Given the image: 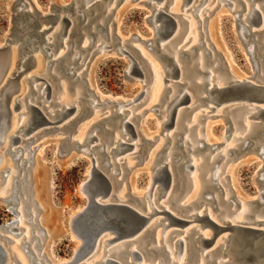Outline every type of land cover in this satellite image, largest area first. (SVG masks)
<instances>
[{"label": "rangeland", "instance_id": "1", "mask_svg": "<svg viewBox=\"0 0 264 264\" xmlns=\"http://www.w3.org/2000/svg\"><path fill=\"white\" fill-rule=\"evenodd\" d=\"M71 1L72 0H0V45L2 44L3 49H7L5 47L8 46L10 50L8 58L6 59L8 62L7 64L11 63L10 67L8 65L9 68H11V66L12 68L15 66L17 63V58L19 62L23 60V57L17 56L18 46L21 39L16 41L13 39L15 11H27V9H29L31 17H36L35 15L37 11L40 13L49 11V16L52 19L59 15L60 17H67V15L69 16L67 13L66 16H64V13L55 14V8L66 5ZM144 1L149 0H117V2H115L112 6V9L108 12L106 9L109 3H112L113 0H101L102 5H96L93 14L95 15L99 13V15L93 18V15L91 16L90 14H87V19L92 17L88 26L82 28L83 24H77L78 21H76L73 27V32H71V35L69 36L68 45L71 47L67 54L65 52L68 51V46L65 48L62 45H59L53 52V55L48 57L46 56V53L41 50L42 43L36 42L30 45L33 46L34 49L24 56L26 57L27 55H31L33 57L32 62L29 61V64H27L28 67L24 69V64H22V66H17L16 64L15 66V68L17 67L15 74L16 72L20 71V74L17 76L15 81L18 83L21 82L19 90L21 97L27 92L26 84L30 89L32 85L25 81L26 76H29L30 74H33L37 77L46 76L48 77L49 81H52L53 88L52 95L50 97L52 103L50 105H48L49 101L41 103L43 97H38V93L36 92H31L28 95L32 102H36L39 107L48 106L43 108L45 113L51 109H59L60 107V104H57V102L60 101L63 93L60 90L59 82H65V85L67 86V96L71 99L76 97V89L81 92V101L79 103L81 111H79V115H83L73 124L72 127L69 128V133L71 134V138H79L78 136L80 134L86 137L88 129L91 130L92 133V131H96V128L100 127L98 136L102 139L97 142V146L93 147L92 152L95 154V156L99 154V156L105 162H108L109 160L110 162H113L115 159L110 155L108 160V156H106L104 152L99 153V145L105 142V144H109L110 146L114 145V138H112V136L114 132L116 133L118 130L115 124L121 119L122 116H116L110 120V123H108V120L102 119L110 114L114 115L113 111L116 109V99H120L123 96L135 98L143 90L148 92V94L145 96L142 95L138 101L133 103L134 105L132 104L133 114H137V116H133L134 118L132 123L134 124V128L138 134V137H136L138 145L135 146L136 148L134 147L133 149H128L129 151H124V153H121L116 157L122 158L121 161L119 160L118 164L114 166L115 169H119L118 171L120 173L117 172L118 174L116 173L117 175L115 174L113 177L114 180L120 179L114 187L115 189L113 188L114 195H119L121 187H124V195L126 196L125 198L127 202H130V204H135L142 210L146 208L145 200L143 199L141 202H137L134 200V198L132 199V196L130 195L134 191V185L136 187L142 188L148 184V171L151 170H148V168H151V165L153 164H160L163 156L168 152L169 149L173 147L171 140H166L167 144L163 146L165 139L162 136L163 134H167L170 128L161 129L160 122L164 119L163 108L165 103L167 100H169L168 97L171 96V92H169L166 87H169L170 84H174L173 82L177 80L175 77L170 79L167 76L168 81L162 82L163 75H165L164 68L167 64V61L158 57V54L161 53L159 50H151L147 46V44L150 43L152 45H156L157 42L156 40L152 39L153 31L151 28L152 25L150 24L151 17L149 16L154 8V6L149 4L151 2L153 3L154 1L157 2V0L150 1L148 4L144 3ZM165 1L166 4L163 6V10H170L175 14H183L184 8L189 7V5L182 7V0L180 2L181 6L174 3L173 0ZM231 1L235 3L236 10L241 8L240 3H237L235 0ZM155 5H157V3ZM203 6L205 8L203 12L204 20L195 30L197 35H191L193 38L195 37L197 40L200 38L206 43H201L195 46L192 49L194 55L191 57V60L188 61L183 59V63L187 64V66L195 63L197 60V52L208 49L209 55L207 54L206 56L208 63L205 66L208 68H211V66L215 68L214 73L219 74L218 76L223 78L227 77V79L230 78L231 73L233 75L244 74V76H249L252 73V70L249 56L246 51L248 50L246 44L252 41L243 43L244 38L240 35L239 28L236 25V20L234 19L235 13L232 10L233 7L224 4V2L218 3L217 0H208ZM185 14H190L194 20L198 21L195 15L192 14V8L186 11ZM175 18L180 21L178 26L179 33H177L174 41L170 42L169 44L176 46L178 44H183V42L186 40L184 36L187 29V23L182 22L180 16H176ZM158 23H160L159 20ZM51 24L52 23L43 25L44 27H53L49 31L50 33L54 32V27L58 25L57 23L56 25L55 23L52 25ZM98 24H102V27L105 28L103 33L99 30V27L96 28V25ZM40 26V23H36L35 31L38 30ZM92 32L93 35H91L94 39L93 43L90 45L91 47L89 46L81 53L79 52L80 59L73 61L72 65L74 66V75L67 77L64 73H62L61 66L57 65L56 67V63L58 61L48 64L51 59H54V56H58V54L63 51L62 54H66V56H64L62 59L63 65H65V69L70 67V62H72V58H74V51H78L81 46H83L80 41V34L83 33L85 36H88ZM106 32L110 34H106ZM101 34H103L101 39L110 45V47L98 52L95 50L98 42L101 39L97 40V36H101ZM22 37L24 38V36ZM122 38H125V40L123 41ZM77 39L78 42H76ZM148 39L151 41H148ZM59 42L60 41L57 38V43ZM190 42L191 41H189L185 46H190ZM120 45H123L124 50L132 52L135 56L137 55L135 59L138 60L140 54L133 48V46L137 45L141 53L146 56L147 60L152 63L156 69L160 70L159 74L162 78L161 86L158 85L155 90L152 89V86L155 82V77L158 75V72L155 74V71L154 74H152L150 70H148L149 77H144L143 79H141L142 77L138 75H129L128 77L125 76L127 64L130 62V59L126 54L121 55L117 53L116 49ZM165 50L167 52H171V50H168L167 46L165 47ZM81 59H83V62H81ZM9 68L8 70H10ZM197 69L198 66L196 65L195 69L192 71L190 70L191 72L189 73L188 79H192L193 77H206L205 73H201ZM41 82L42 79H38L34 83L39 84ZM186 87L187 85H178V88ZM156 91L158 94L157 97L154 98L157 100H153L152 102L151 94ZM161 96L163 98H161ZM91 97L97 99H101V97H103L104 99L100 100V102H104V104L95 107V109L93 108L91 111H88L86 107L89 108L90 105L87 104L86 100ZM198 102L199 101H194L193 103H185L186 105L183 104L180 106L182 107L191 105L193 107ZM138 104L140 105L138 106ZM152 105H156L155 108L160 110L159 113L150 108ZM223 105L224 104L221 106ZM191 106L182 113L179 124H177L178 126L175 129V134L173 135L177 141L173 147V151H175V153L183 151V146L181 143L182 141L186 140L185 136L187 134L189 135V132L190 138L193 141L195 140L196 134L200 133L202 135L201 138H203V142L206 143V145L203 148L193 152L194 154L191 152V150H188L185 153L175 155V157L172 159L173 162L171 165L176 166L177 164H180L192 153L194 155V159L197 160V162L200 158H202L203 162L206 164V167L209 168L214 165L211 164L209 166V157L205 158L204 155L209 152H212L211 155H213L214 152L222 148L223 145L221 142V137L227 133L228 136L225 142L227 143L231 140V135L235 133V130L231 128L227 132L225 130L227 126L226 121H228V124L230 125V117L228 115L229 113H227V109H225V111L223 110L219 112V107H216V110L209 111L204 105H201L200 108L194 109L192 111ZM262 106L264 107V104ZM96 109H101V115H99V117H97V114L93 112V110ZM200 109L204 110V112L200 111ZM205 111H207V113H205ZM196 112L197 116L199 115L200 118L197 120V122L191 123L190 120L192 118V114H195ZM85 113H87L86 116L84 115ZM22 115L23 117L20 121L17 120L18 122H16L14 113L11 115L9 119V129L7 131L11 129L16 131L21 125L26 124L25 121H28L27 119L29 115L24 113H22ZM73 115L74 114L65 117L57 125L59 126L63 124ZM186 123L188 125L195 126H193L191 130L188 131L185 128ZM105 124H109L108 128L112 131V134L105 133V130L102 127ZM42 128L45 127H38L35 129V131H39ZM35 131H31L22 138L27 140V138ZM69 133L66 129L57 128L50 131L40 132L27 141L24 140L21 143H16L13 145L23 147L22 153L24 155L21 154V148L16 153L11 152L10 148L8 147H5L0 151V179H4L3 171H5L7 167H10L9 163L11 166H13L16 173L13 178L14 181H11L8 190H5L3 193L5 195L0 197H8L10 195V198L8 197L9 200L15 203L14 199H12L13 195H11V191L13 189L17 194V182L19 186L17 189L18 192L20 191L22 194L27 192V194L31 196V202L29 200H25L26 206L22 201L23 209L27 218V226L32 228V240L34 242L38 240L36 248L41 251L42 257L40 259L44 264H46L47 260H51V258L57 261L61 259L69 261L74 252V248L76 247V243H79V241L72 235V232L69 229L68 221L71 217V214L78 210L85 201L83 195L79 193L77 188L78 185L87 178L89 158L91 157L89 156L90 154L88 155V153L83 151H81L82 153H79L82 154L79 156H74L73 151H70L68 154L65 153L62 146H59V141L62 137ZM20 134L21 132H18V134L15 135ZM145 140H149L151 142H146ZM160 142H163V144L161 145ZM236 142L237 141L234 143ZM210 144H216V146L209 147L208 145ZM231 144L233 143L231 142ZM185 146L190 147V143H187ZM0 147H2V142H0ZM135 149L137 151L134 152V154H131V152ZM83 153L86 155H83ZM255 153L256 151L253 150H242L237 154L234 152L230 153L231 155H228L229 160L225 164H223L224 158L219 159L215 166L218 165L221 169V175L219 177L222 182L221 188L212 187L211 185L213 182L211 183L210 181L205 180L208 176L207 174L210 173V169L207 172L204 171L198 176L200 185L203 184V181L206 185L205 187L203 186L204 184L201 186V190L196 196L194 194L195 192L193 193L192 191L191 180L186 179V176L190 177V174L193 172V170L186 172L182 166L177 167L176 170L174 169V173H177V176L175 175L173 177V183L176 184L173 186V188L171 187L172 189H170V198L165 204L168 205V208H170L169 210H171V212L173 211V213L175 212L177 215H185L193 210H202V208L205 207L214 220L219 221H221L222 216H224L226 213L225 211L229 212L232 208L235 210V212L229 213V216H232V218L240 216L239 214L242 210L240 204H242L247 205L246 209L252 207L251 212L247 218H245L246 220H253L257 215L264 217V210H262L264 204H259L256 201L253 202L254 200L258 199L255 198L256 193L264 191L263 181H258V178H260L259 175L263 172V161L260 157H256L257 155H252ZM16 154H21V157H17ZM127 160L133 165L131 168L126 165ZM110 171L111 169L109 166L104 167L105 173L109 174ZM194 173L198 175L200 170L197 168ZM1 188H4V186H1ZM7 191L9 192L7 193ZM208 192L209 194L210 192L218 194V198L220 199L219 204L216 205V203L214 204L213 200L207 199ZM226 194H228L231 198V203L224 202V199H227L225 197ZM176 195L177 199L174 200ZM24 197L26 198L27 196L24 195ZM22 198L23 195L20 196L18 200L21 201ZM161 198L164 197H160V200L158 198V201H161ZM158 201L156 203H158ZM262 202L264 203V198ZM178 204L186 205L187 207L178 209ZM18 207H21V203ZM220 209H223L224 211H220ZM33 210H35V215L30 216ZM15 218L16 216L9 212L5 208V204L0 201V225L5 224L11 219L14 220ZM191 225L199 226L198 223H191L187 226ZM12 226H15V224ZM170 228H172V226L167 228L165 231L169 230ZM158 229H161V227H158ZM191 231L192 230L189 232ZM199 231L210 233V229L208 227L204 229L202 228L191 232L190 238H194L199 233ZM21 235L18 237V239L21 237ZM178 235L179 234H176L170 241L173 242L175 239H177ZM114 244L115 243H110L109 246ZM7 246H15L17 255L24 258V260L30 264L31 254L30 252H24L26 247L23 244L20 245L8 243ZM27 246L31 249V242ZM102 253L103 251H101V254ZM112 256L114 257V255ZM179 256V254H175L176 260H179ZM142 258V260L133 261V264H155L154 260L160 258V255L152 257H150V255H142ZM36 259L37 257H34L31 261V264H35ZM119 260L120 262H127L130 260L126 250H124L121 256H119ZM164 262L169 264V258H165ZM182 263L186 264L187 260L185 259ZM97 264H100V262Z\"/></svg>", "mask_w": 264, "mask_h": 264}, {"label": "bare ground", "instance_id": "2", "mask_svg": "<svg viewBox=\"0 0 264 264\" xmlns=\"http://www.w3.org/2000/svg\"><path fill=\"white\" fill-rule=\"evenodd\" d=\"M94 1L95 0H74V1L72 0L70 3H67L66 5L56 7L55 8V14L64 13L65 14L64 16H66V13L69 14V16L67 15V17H66L68 22H65L63 19L64 17L63 16L60 17V15L57 16L56 18L52 19L49 16V11H46L45 13H40L37 11L35 16L38 20V24L40 23V25H41L38 28V30L42 31V34L40 36V38H41L40 43H42L41 50L44 51V53H46V56L51 57L53 55V52L57 49V47L59 45H62L65 48H66V46H68L67 47L68 51H66L65 53L67 54V52H69V49L71 46L68 45V42H69V36L71 35V32H73V27H74L76 21H78L77 24H79V23L83 24L82 28H84L90 24L92 17L87 19V14H90L91 16L94 14V10L96 7V5L93 4ZM150 1H153V0L144 1V3L148 4V3H150ZM207 1L208 0H182V7L189 5V7L184 8L183 14H175V13H172L170 10L164 11L163 6H165V4H166L165 0H157V2L154 1L153 3L151 2L149 4L151 6H154V8L151 11L149 16L151 17L150 24L152 25L151 28L153 31L152 32V39L156 40L157 42H156V45H152L150 43V44H147V46L151 50H154V49L159 50L161 52L160 54H163L169 58V60H167V58H162L163 60L168 61L165 68H164L165 69V75H163V79H166L168 81V77L170 79L173 78L170 76V74H174V73L176 74L175 78L177 79L173 82L174 84H170L169 87H166V89L169 90V92H171V96L168 97L169 100H167V102L165 103V106L163 108L164 119H163V121L160 122V127H161V129L170 128V130L167 132V134H163V136H162L165 139V141H164L165 143L163 144V142L162 143L160 142V144L161 145L163 144V146H165L167 144L166 140H171L173 143V147L176 144L177 139L173 137V135L175 134V131H176L175 129L178 126L177 124H179V120L182 117V113L186 109L190 108V106H191V105L182 106V107L180 106V105L185 104V103L181 102L182 99L184 98V95L188 99V101L186 103H190V102L193 103L194 101L195 102L199 101L195 106H193V107L191 106L192 111L194 109L200 108L201 105H204L207 109H208V106L213 107L212 110H216L217 109L216 107H219V109H218L219 112L223 111V110L225 111V109H227V113H229L228 115L230 117L229 118V120H230L229 126L231 129L235 130V133H233L231 135V140L229 142L225 143L227 136H228V134L226 133V135L221 137V139H222L221 142L223 145L222 148H220L218 151L214 152L213 155H211L212 152H209V153L204 155L205 158L209 157V164L208 165L209 166L211 164L214 165L212 167L207 168L206 164L203 162L202 158H200L199 161L197 162V160L194 159V155H193L194 154L193 152L203 148L206 145V143L203 142V138H201L202 135L200 133L196 134L194 141L191 140L190 132H189V135L187 134L185 136L186 140L182 141L181 145L183 146V152L184 153L187 152L188 150H191V152L193 154L191 153L184 161H182L181 163H183V164H177L176 166L171 165L173 162L172 159L175 157V155H179L182 153V152L175 153V151H173V147H172L163 156V159H162L160 164H158V165L153 164V165H151V168H148V170L151 169L150 171H148V177H149L148 184L142 188L136 187L135 185L133 186L134 191H133V193H131L130 196H132V199L134 198V200H136L137 202H141L144 199L145 200V207H146L144 210L140 209L135 204H130V202H127V200L125 198L126 196L124 195L125 194V188L124 187H121L120 194L119 195L117 194V196L114 195V193H113L114 187H112L110 193H108L100 201L101 203H105V204L124 203V204L129 205L130 207H132L134 210L138 211L139 213H142L143 215L151 214L150 217L148 218V221L146 222V224L141 226L136 232L126 236V238L123 237L122 239H115V240L106 241V239L110 238L111 235L108 233H102L100 235V238L94 244V246L87 253L82 255L80 258L73 260V261H70V262L65 261V259H61V260L57 261V260H54L51 258V260L46 261V264H63V263L64 264H97L99 262H100V264H107L106 263L107 258H113L115 260H119V256H121V254L124 250H126V251L135 250V249H137V247H140L144 243L143 238L141 236L144 234L143 230L147 226L154 227V229H155L154 242H150L152 244L149 243L148 248L149 247H157L159 245H162L165 248L166 252L168 253L169 263H171V261H172V262H174L173 264H182V262L184 261L183 258L185 255V248H186V242H187V239L185 238V236L187 234H189L190 230L195 231V230H199L202 228L204 229V228H207V226L200 227L201 223H202L201 222L202 220H200V219H197V221L190 222L187 225H190L191 223H198L199 226H195V225L187 226V225H185L183 227L181 233H175L174 231H173L174 233L171 232L173 237L176 234H179L177 236V239H175L173 242L170 241L172 238L166 239V237H167V234L170 236L171 234H169V233H170V231H172L171 229H175L176 227H173L171 224H169L168 226L164 227L162 229V231H161V229H158V227H161L159 224H162V225L167 224L168 220L163 215V213L155 212V211H162V209H164V210H167L174 215H177V214H175V212L174 213H173V211L171 212V210H169L170 208H168V205L165 204L166 202H168V200L170 198V191H171L170 189L173 188L172 187L173 186L172 183L174 181L173 177L175 175L177 176V173L176 174L174 173V169L176 170L177 167L182 166L186 172L193 170V172L190 174V177L186 176V179L191 180L192 191H193V193L195 192L194 194L196 196L199 194V192L201 190V186L204 184V181H203L202 182L203 184L200 185V182L198 180V176L201 173H203L204 171L207 172L210 169H211L210 173H208L207 174L208 176L206 177V179L205 178L204 179L206 181H210L211 183L213 182V184L211 185L212 187L221 188L222 182L219 179V177L221 175V169H220V166H218V165L215 166V164L218 162L219 159L224 158L223 164L227 163V161L229 160L228 155L230 153H233V152L235 154H237L239 151H241L240 148H242L243 146H247V142H249V141H250V144H249L248 148L246 147L243 150H245V151H252V150L256 151V153L252 154V155H257L256 157H260L258 154H260V152L263 151L264 144L261 141V139L264 138V132L259 131V130H261L259 128V125L258 126L255 125V122H258L259 120L249 117V115L252 113H254V115H255L254 104L251 103V104H253V106H248V105L246 106V105H238L237 104L236 107H234V108H233V106H226L225 108L223 107L225 105L221 106L222 104L226 103V101H224L222 99L225 97L222 94L224 87L235 85L236 83H241V82L248 79L247 76H244V74L233 75L231 73L230 78L227 79V77L223 78L221 76H218L219 74H215L214 73L215 68H213L212 66H211V68H208L207 66H205L208 63L206 60L207 54L209 55L208 49L197 52V55H196L197 60L195 61V63H193L189 66H187V64L183 63V59H186L188 61L191 60V57L194 55V53L192 52V49L195 46H197L198 44H201V43H203V44L206 43V42L202 41L200 38L198 40L195 37L193 38L191 34H193V36L197 35L195 30L197 29L198 25H200L201 22L204 20L203 12H204L205 8L203 5H205ZM235 1L237 3L241 4V8L239 10L235 9L236 5L231 0H217L218 3L224 2V4L233 7L232 10L235 13V17H237L236 25L239 28L240 35L243 37V33L245 32V26L247 24L248 18H250V15L252 14L251 13L252 10L250 8L251 0H247L248 2L244 1V0H235ZM115 2H117V0H115V1L113 0L112 3L110 2L106 11L109 12L112 9V6L114 5ZM173 2L180 5L181 0H173ZM99 3L100 4H98V5H102L101 0H99ZM156 3H157V5H155ZM191 8H192V14L195 15V17L198 21L194 20L190 14H187V15L185 14V12ZM253 8H259L257 2H253ZM258 10L260 11L259 23H257L256 27H254L253 25H250L248 28L250 30H255V29L259 30V29H262L264 27V10H262V9H258ZM27 11L29 13L30 10L27 9ZM167 12H169L173 15V19L176 21V23H175V25H173V27H171V31L168 35H163V31H164V29H166V25L164 23L165 18L163 17L162 13H167ZM98 15H99V13L93 15V18L97 17ZM176 16H180L182 22L187 23V29H186V33L184 36V38H186V40L183 42V44H180V45L178 44L175 46V45H170L169 43L174 41L177 33H179L178 32L179 31L178 26H179L180 21L175 18ZM86 19H87V21H86ZM158 20L160 21V23H158ZM49 23H52V24L55 23V25H56V23L58 24L57 26L54 27L53 30H55V31L52 33L49 32L53 28L52 26H49V27L43 26L44 24L47 25ZM97 27H99V30L102 33L105 30V28L102 27V24L96 25V28ZM91 34L93 35V32L90 33V35H88V36H85L83 33L80 34V41L83 44V46H81V48L78 51H76V52L74 51V58H72V62H70L71 63L70 67L65 69V65H63L62 59L64 58V56H66L65 53L62 54L63 51L60 52V54H58V56H54V59H51L48 62V64L58 61L56 63V67H57V65H60L61 69H62L61 70L62 73H64L67 77H71L72 75H74V71H73L74 66L72 65L73 61L80 59L79 52L81 53L83 50L87 49L93 43L94 38H92L93 36ZM106 34H110V33L106 32ZM102 35L103 34H101V36H97V40L101 39L103 37ZM22 36H24V34L20 35L18 37V39H16V40L23 39ZM57 38L60 41L59 43H57ZM32 40H34V39L33 38L28 39V41L31 42L30 43L31 45L33 43H35ZM122 40L124 41L125 38H122ZM148 41H151V40L148 39ZM189 41H191L190 43L192 45L190 44V46H185V45H187V43ZM243 41L247 43V42L252 41V40L247 41L244 38ZM76 42H78V39L76 40ZM84 44H86V45H84ZM73 45H74V42H73ZM246 45L248 47L249 52H251V49L253 47V42L247 43ZM166 46H167L168 50H171V52L168 51L169 52L168 53L165 50ZM108 47H110V45H108L107 43H105V41L103 39H101L98 42L95 51L100 52V51H102ZM19 48H20V44L18 46V52H19ZM133 48L139 52L140 57L144 58V60L146 61L147 65H148V67H147L148 69L146 71H145V69L143 70V72L141 71L142 72V75L140 76V77H142L141 79H143L144 77H149L148 70H150V72L152 74H154V71H155V74L158 72V75L155 77V82L152 86V89L155 90L158 85L161 86V79L162 78L159 74L160 70L156 69L155 66L147 60L146 56L141 53V51L137 45L133 46ZM116 51H117V53H119L121 55L126 54L129 57L130 62L127 64V71H125L126 73H129V71L131 70V68L133 66V64H132L133 60L131 59V57H134L135 55L130 51L124 50L123 45H120L116 49ZM9 52H10L9 48L3 49L2 44L0 45V88L5 84L4 92L6 91V94L9 96V99H8L9 107H12L15 103L17 104L16 110L12 111V113H11V115L14 113V116L16 117V122L21 120V118L23 117L22 113H24L26 115L28 114L29 117L27 119L28 121L27 122L25 121L26 124L21 125L18 128V130H16V131H13V129H11L9 131L6 130L5 134L1 137L2 141L0 140V142H2V147H0V151L3 148L8 147V148H10L11 152L16 153L21 148V154L24 155L22 153L23 147L13 146V145H15L16 143H21L22 141H24L25 139H23L22 137L27 135L31 131H35V129H37L38 127L42 126V127L46 128V127L50 126L48 124V122L54 121V118H56V117L61 118L60 121H62L65 117H68L69 115L74 114L71 118H73V117L77 118V116L79 115V111H81V108L79 106L80 105L79 103L81 101V97H80L81 92H79V90L76 89V97L74 99H71L67 96V90H66L67 86L65 85V82H63V81L59 82L60 90L63 93V96H61L60 101L57 102V104H60V107H59V109H51L47 113H45L43 111V108L44 107L46 108L48 106L39 107V105L36 102H32V100L28 97V95L31 92H36V93H38V97H43V100L41 101V103H43L45 101H49L48 105H50L52 103V101L50 100V97L52 95V88H53L52 87V81H49L48 77H46V76L37 77L33 74L26 76L25 81L28 84H32V85H31V89H30V88H28V85L26 84L27 92L25 94H23L21 97V95L19 93L21 82L17 83L16 87H13L14 83L9 80V76L11 75V73H13L16 70V68H17V67L15 68L16 64H17V66L18 65L22 66V64L24 63L23 61L25 59V57H24L25 54L24 53H22V54L18 53L17 56L23 57V60H21V62H19V60L17 58V63L15 64V66L13 68H12V66H11V68H9L11 63L7 64L5 66V64L7 62L6 59L8 58ZM48 52H50V53H48ZM134 60L137 62L135 57H134ZM81 62H83V59H81ZM262 62H263L262 68H260L259 71L254 76L249 78L250 82H254L256 84H264V59ZM8 65H9V67H8ZM196 65L198 66L197 70L201 73H205L206 77L200 78V77H193L192 76L193 77L192 79H188L189 73L193 69L196 68ZM8 68L10 70H8ZM52 75H53V73H52ZM56 78H59V77H56ZM38 79H42V82L39 84L34 83ZM153 79H154V76H153ZM162 82H163V80H162ZM178 85H187V87L186 88H178ZM191 89H193V90H191ZM0 94L2 95L1 90H0ZM146 94H148V92L143 90L135 98L123 96L120 99H116L115 100L116 101V105H115L116 109L113 111L114 115L110 114L107 117L102 119V120H108L109 121L108 123H110V120H112L116 116H122L121 119L115 124L117 126L118 130L116 131V133L113 131L114 134H113L112 138H114V140H113L114 145L110 146L109 144H105L106 142L99 145L100 146L99 153L104 152L106 154V156H108V160H109L110 155H111L115 159L113 162L112 161L110 162V160L108 162H105L99 156V154H97L95 156V154L92 152L93 147L97 146L98 145L97 142L100 139H102V138H99V136H98V132H99L100 127L97 126L98 127V128H96L97 130L92 131V133H91V130L88 129L86 137L84 135L80 134L78 136L79 138H76V137L71 138V134L70 133L68 134L69 139L75 140L76 142L81 144V146L78 148L79 151L74 153V156L75 155L76 156L82 155L79 153L81 151H83L85 153H88V155L90 154L89 156L92 158V160L94 161V163L96 165H98L99 161L102 159V163H103L104 167H108V166L110 167V169H111L110 173L107 174L104 172V174L109 179L111 184L113 183L112 177H114L113 176L114 173L116 174L117 172H119L118 171L119 169H116V171H115L114 166H116L118 164V161L119 160L121 161V159H122V158H116L121 153H124V151L120 152V150L125 148L126 142L131 144V147H129L128 149H133L136 145H138L137 144L138 141L136 140V137H138L137 136L138 134L134 128V124L132 123L133 118L135 116H137V114L136 115L133 114V105H134L133 103L138 101V99H140L142 97V95L145 96ZM150 94H151V92H150ZM157 94H158L157 91L154 92L153 94H151L152 95L151 96L152 102H153V100H157L154 98V97H157ZM162 96H163V93H162ZM162 96H161V98H163ZM103 99H104L103 97H101V99L92 98V97L88 98V100H86V101H87V104L90 106H89V108L86 107L87 110L91 111L93 108L95 109V107H98L99 105H103L104 102H100V100H103ZM158 99H159V97H158ZM139 105L140 104H138V106ZM210 105H212V106H210ZM70 107L72 108L71 110H70ZM155 107H156V105H152L150 108L154 109L156 112L159 113L160 110L155 108ZM66 109L70 110L67 114L65 113ZM36 110L39 111V113L43 116V118L47 119L48 122H46V123L44 122L42 125H34L36 118H39V115L36 113ZM200 111L204 112V110H202V109H200ZM209 111H211V110H209ZM93 112L97 114V117H99V115H101V109L93 110ZM87 113H85L84 115L86 116ZM205 113H207V111H205ZM226 116H227V114H226ZM199 118H200V116L199 115L197 116V112H196L195 114H192V118L190 121H191V123H194V122H197V120ZM70 119H68V120H70ZM40 121L42 122L43 119H40ZM60 121H59V123H60ZM67 121H65L64 123H66ZM126 123L131 125V129H129V127ZM195 124H197V123H195ZM108 125L109 124H107V125L105 124L102 127L105 130V133H111L112 134V131L108 128L109 127ZM193 126H195V125H193ZM193 126L188 125L186 123L185 128H186V130L189 131V130H191V128ZM14 132H15V134H18V132H21V134L15 135ZM40 132H42V131H35L31 136H29L27 138V140L31 139L32 137H34L36 134H38ZM226 132H227V130H226ZM13 136H16L17 138L13 139L12 138ZM145 141L151 142L149 140H145ZM235 141H237V142L234 143ZM231 142L233 144H231ZM187 143H190V147L185 146ZM256 145H259V146L256 149H253L252 147H255ZM208 146L213 147V146H216V144H210ZM128 149L125 151H129ZM136 151H137L136 149L133 150L131 152V154H134V152H136ZM21 154H18V155L16 154V155H17V157H21ZM263 156H264V153H263ZM262 161H263V159H262ZM114 162H116L117 164L114 165ZM163 163L165 164L164 168L167 169V172L169 175V182L165 188H162V185L158 182V179H157L158 174L160 172L159 170H160L161 165ZM187 164H191V168H188ZM126 165L130 168H131V166H133L128 160L126 161ZM9 166L10 167H7L5 169V171H3V173H4L3 178L4 179L3 180L0 179V196L5 195L3 193L5 192V190H8V188L11 184V181H14L13 178H14L16 173L14 171L13 166H11L10 163H9ZM263 167H264V162H263L262 168ZM197 168L200 170V173L198 175L194 173V171ZM87 173H88V169H87ZM262 176H263V179L261 181H263V183H264L263 172L259 175V177L261 178ZM115 180H120V179H115ZM205 185L206 184H204L203 186L205 187ZM1 186H4V188H1ZM18 187L19 186H18V182H17V186H16L17 194L14 192L13 189L11 191V195H13L12 199H14V201H15V208L14 209L16 212L14 213V215L16 216V218H15L16 220L14 219L15 221L13 224H15L14 227H16V230L11 231L9 229L10 228L9 227L8 228L9 230L0 231V235H1L0 242L3 241L4 247H5V252H6V255L8 256V259H9L8 264H13V263L14 264H18V263L28 264L27 261L24 260V258L19 257L17 255L16 250H15V246L14 247L13 246L8 247L7 246L8 243L20 244V245L23 244L26 247V250L24 252H26V253L30 252V254H31L30 264H31V261L34 257H37L35 264H44L41 262V259H40L42 257L41 251L36 248L37 247L36 244H37L38 240H36L35 242L32 240V237H31V235L33 236L32 228L31 227L29 228V226H27L28 225L27 224V218L25 215V211L23 209V202L25 203V200L30 201L31 196L28 195L27 192L25 194L20 193V191L18 192V190H17ZM9 191H10V189H9ZM9 191H7V193ZM262 193H263V196H262ZM22 195H23V198L21 199V201H19L18 198ZM24 195H26L27 197L25 198ZM207 195H208V197H207L208 200H213L216 203V205L219 204L220 199L218 198V194L211 193V192L209 194V192H208ZM8 197H0V198H5V199L9 200L10 197L9 198ZM160 197H164V198H161L162 200L158 201V198L160 200ZM225 197L227 199H224V202L231 203L232 200L229 197V195L226 194ZM255 198H258V199L254 200L253 202L256 201V202H261V204H264L262 202L263 198H264V191H260V193H256ZM176 199H177V195L174 198V200H176ZM157 201H158V203H156ZM20 203H21V207H18ZM240 205L242 207L241 213L239 214L240 216H237L236 218H232V216L230 217L229 213L235 212V210L232 208V209H230L229 212L225 211L226 213L224 214V216H222L221 221L214 220V218L209 214L207 208H205V207L202 208V210H193V211L185 214L184 216L186 217V216L193 214V213H196L197 215H202V211L204 210L205 214L208 217H210L214 222H216L218 224H221L223 221H228L229 224H231V225L237 224V225L248 226V227H257V228H261L264 230V217H260L259 215H257L256 218L253 220H246L245 218H247V216L251 212L252 207L249 209H246L247 205H242V204H240ZM25 206H26V203H25ZM185 206L186 205L178 204L177 208L181 209L182 207H185ZM80 210H81V208L79 207L78 210H76L74 213L71 214V217L73 215H75V213H77ZM262 210H264V207ZM220 211H224V210L220 209ZM236 213H238V212H236ZM32 215H35V210L32 211L30 216H32ZM158 215H160V216H158ZM71 217H70V219H71ZM171 226H172V228L165 231L167 228H169ZM194 231H192V232H194ZM14 233H17V234L14 235ZM198 234H200L201 236H204V237H208L210 235V233H206L203 231H199ZM20 235H21V237L18 239V237ZM2 236L7 237L8 240L3 239ZM187 237L190 238L191 233H190V236H187ZM249 237H250V242L248 244H244L243 242L247 238V235L245 234V232H243L241 230L236 231V230H232V229L231 230L225 229V230L220 231L217 234V236L214 238V240L212 241V243L210 245L203 247L201 249V252L204 253L208 250H211L212 248H214L215 246H217L220 243L222 246L219 249H222L221 252L223 254H216V256L213 257V264H222V263H224V264H264V253L261 256L254 257L252 259H246L247 254H248V256H253V255L256 256L259 250L260 251L264 250V238H262L261 235L254 234V235H249ZM127 240H130V242L126 243ZM176 240L180 241V246L178 247L180 249H178V251L175 253L174 252V250H175L174 243ZM159 241H161V243H159ZM30 242H31V249L28 248V246H27ZM110 243H115V244L109 246ZM78 245H79V243L78 244L76 243V247ZM75 248H74V250H75ZM100 250L103 251L102 254H101ZM202 253H199V255L197 257L196 264H204V261L208 257L210 259L212 258L211 255L208 254V257L203 259L201 257ZM175 254L180 255L179 260H176ZM112 255H114V257ZM128 255L130 257L129 253H128ZM154 256H157V255H154ZM160 258L154 260V263L155 264L159 263ZM142 259L143 258L141 256V258H139L138 260H142ZM151 259H153V258H151ZM163 264H166V263L164 262Z\"/></svg>", "mask_w": 264, "mask_h": 264}, {"label": "water", "instance_id": "3", "mask_svg": "<svg viewBox=\"0 0 264 264\" xmlns=\"http://www.w3.org/2000/svg\"><path fill=\"white\" fill-rule=\"evenodd\" d=\"M253 2L258 3L259 8H253ZM93 4L98 5L99 0H95ZM250 8L252 10V14L250 15V18H248L247 24L245 26V32L243 33V37L249 41L252 40L253 47L251 49V52L249 50H246L249 56V60L251 63V70L252 73L247 76V80L236 83L235 85L224 87L222 94L225 96L222 98L224 101H226L227 104H224V108L226 106H233L236 107V105H248L253 106L255 108V115L254 113L250 114L249 117L253 119H258V122H255V125L258 126L262 131L264 132V107L262 106L264 104V84H256L254 82H250L249 78L254 76L260 68H262L263 59H264V27L259 30H250L248 29L250 25H253L254 27L257 26V23H259L260 19V11L258 9L264 10V0H251ZM163 17L165 18L164 23L166 25V29L163 31V35H168L171 31V27L175 25L176 21L173 19V15L169 12L162 13ZM15 25L13 30V39L16 41L18 37L22 34H24V38L20 41V48L19 52L20 54H28V52L32 51L34 49L33 46H30L31 42L28 41L29 38H33V42L40 43L41 41V34L42 31L36 30V23L38 24V20L36 17H31L30 14L27 11L17 10L15 11L14 15ZM53 16V15H51ZM65 22H68L67 18H63ZM237 20V17L234 18ZM244 43V41H243ZM5 48H8L6 46ZM137 56V55H136ZM136 56H134L136 58ZM134 57H131L133 60V66L129 73H125V76L129 75H138L141 76L144 69H148V65L144 58L138 57L137 62L134 60ZM159 58H167L163 54H158ZM33 57L31 55H27L24 59V69L28 67L27 64H29V61L32 62ZM168 62V61H167ZM8 62H6L5 66ZM140 64V65H139ZM146 64V65H145ZM139 65V66H138ZM142 71V72H141ZM11 73L9 76V80L14 83L13 87L17 86L16 78L20 74V71ZM174 74H170L171 77H175ZM163 81H167L166 79H163ZM5 84L0 88L2 91V95L0 94V140L1 137L5 134L6 130L9 129V119L11 117L12 111H15L17 108V104L15 103L12 107H9L8 105V99L9 96L6 94V91L4 92ZM221 99V100H222ZM188 101L187 97L184 95V98L182 99V103H186ZM253 103V104H251ZM72 108L70 107V110ZM209 110H212L213 107H209ZM69 109H66L65 113L67 114ZM36 113L39 115V118H36L34 125H42L44 122H48L47 119L43 118V116L39 113V111L36 110ZM65 115V114H64ZM83 114H80L77 116V118H71L66 123H63L61 125H57L61 118H54V121H49L48 124L50 126L46 128H42L39 131L45 132L54 130L56 128L59 129H66L69 133V128L73 126V124L82 117ZM40 119H43L41 122ZM227 122L226 129H230V126ZM127 124V123H126ZM129 129H131V125L127 124ZM13 139H16V136L12 137ZM27 141V140H25ZM261 141L264 144V138L261 139ZM250 144V141L247 142V146H243L241 151L248 148ZM59 146H62L65 153H70V151H73V153H76L79 151V147L81 146L80 143L76 142L75 140L69 139L68 134L64 137H62L59 141ZM259 145H256L255 147H252L253 149H256ZM129 147H131L130 143L125 144V148H123L121 151L127 150ZM184 153L183 151H181ZM264 146L263 151L258 154L261 159H263L264 162ZM86 155V154H83ZM117 163L114 162V165ZM183 164V163H180ZM188 168H191V164H187ZM165 164L163 163L160 168V172L158 174V182L162 185V188H165L168 185L169 182V175L167 172V169L164 168ZM180 166V165H179ZM263 175H264V167L262 168ZM116 171V169H115ZM115 175V173H114ZM113 175V176H114ZM113 178V177H112ZM263 179V176L258 179V181H261ZM119 182V180H114L111 184L109 179L104 174V165L102 163V159L99 161V164L96 165L92 158H89V168H88V175L86 180L81 182L78 185L77 190L81 195H83L85 201L80 206L81 210L75 213L69 218V229L72 232V235L79 241V245L75 248L71 259L68 261H73L78 258H80L82 255L87 253L97 242V240L100 238V235L102 233H108L111 235L110 238L106 239V241L115 240V239H122L123 237L126 238V236L136 232L141 226L146 224L148 221V218L151 214L143 215L142 213H139L138 211L134 210L132 207H130L127 204L124 203H112V204H105L101 203L100 201L108 194L110 193L112 187H115L116 184ZM176 182V181H175ZM176 183L173 184V186ZM172 186V187H173ZM160 195V194H159ZM158 195V196H159ZM263 196V193H262ZM0 201L5 204V208L11 212L13 215L16 212L15 211V203L11 202L5 198H0ZM214 202V201H213ZM261 204V202H257ZM215 204V202H214ZM187 207V206H185ZM182 207V208H185ZM181 208V207H180ZM181 208V209H182ZM155 212H161L163 215L167 218L168 223L167 224H159L161 226V231L164 227L171 224L173 227H176L175 229H171L169 234L171 232L175 233H181L182 229L185 225L189 224L190 222L197 221V219L202 220L201 226H207L210 229V235L208 237L201 236L198 234L194 238H189L187 236H190V233L185 236L187 239L186 242V248H185V255L183 260H187L186 264H195L197 261V257L199 253L201 252V249L203 247H206L212 243L214 238L217 236V234L225 229L229 230H236V231H243L247 235L246 240L243 242L244 244H248L250 242L249 235H261L262 238H264V230L257 227H248V226H242V225H231L228 221H223L221 224H218L214 222L210 217H208L205 214V211H202V215H197L196 213L190 214L188 216L184 215H174L170 213L167 210L162 209V211H155ZM154 214V213H153ZM14 220L11 219L5 224L0 225V231L5 230H16V227H12ZM10 227V228H9ZM9 228V229H8ZM173 232V233H174ZM144 233V234H143ZM143 235L141 236L143 238V244L140 247H137L135 250L127 251V253L130 254V260L127 262H120L119 260H115L113 258H107L106 263L107 264H133V261L138 260L141 258L142 255H150V257L154 255H160L159 263L157 264H163L164 259H168V253L166 252L165 248L162 245H159L157 247H149L148 244L150 242H154V233L155 229L154 227L147 226L143 230ZM17 233H14V235ZM140 236V235H139ZM1 237V235H0ZM3 239H7V237L2 236ZM173 238L172 234L169 236L167 234L166 239ZM1 239V238H0ZM130 240H127L126 243H129ZM161 243V241H159ZM180 246V241L176 240L174 243V252L176 253L178 251V248ZM221 244L219 243L217 246L212 248L211 250H208L204 253H202L201 257L207 258L208 254L211 255V259L208 257L204 264H213V257L216 256V254H223L221 252ZM263 251H258L256 256H246V259H252L254 257H258L263 255ZM10 258V257H9ZM15 262V261H14ZM9 259L5 252V247L3 244V241L0 242V264H8ZM174 262L171 261L169 264H173ZM64 264V263H63ZM184 264V263H182ZM224 264V263H222Z\"/></svg>", "mask_w": 264, "mask_h": 264}]
</instances>
